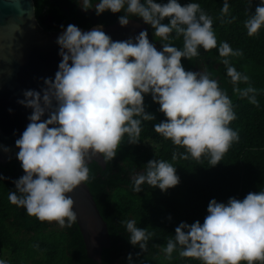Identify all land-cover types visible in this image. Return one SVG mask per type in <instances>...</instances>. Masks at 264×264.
Wrapping results in <instances>:
<instances>
[{"label":"clouds","instance_id":"clouds-1","mask_svg":"<svg viewBox=\"0 0 264 264\" xmlns=\"http://www.w3.org/2000/svg\"><path fill=\"white\" fill-rule=\"evenodd\" d=\"M83 11L93 9L99 16L105 11L121 13L120 26L132 17L140 18L154 30L162 45L157 49L142 29L135 36L113 40L97 25L82 30L77 25H61L56 38L61 57L53 77H43L37 89L23 90L18 103L30 108L29 123L15 146L23 175L9 190L10 203L23 207L29 216L40 221H55L70 227L76 221L71 193L89 179L86 162L99 155L107 163L117 154L125 135L127 142L137 143L142 121L155 120L145 111L144 96L151 95L165 120L154 130L170 139L183 152L178 158H207L209 166L222 161L239 133L230 127L236 112L228 94L208 72L185 70L181 58L191 60L217 47L213 18L195 0H76ZM253 0H248L249 9ZM229 2L223 0L221 23L227 17ZM167 18L168 22L163 23ZM248 36L264 27V0L243 22ZM20 31V26H15ZM182 37V47L168 43L172 35ZM233 91L259 106L257 89L248 84L249 76L237 70L229 57L243 55L227 41L218 47ZM244 82L246 87L240 88ZM11 111V110H10ZM43 118L42 117H45ZM7 151V148H5ZM176 166L164 159H150L144 170L132 176L131 189L140 192L142 185L166 191L179 183ZM203 223L180 222L174 236L161 251L165 259L195 258L201 264H264V189L248 192L243 199L229 197L227 202L211 199ZM133 247L143 252L152 233L138 226L134 219L122 221ZM137 256L140 253H136ZM127 264H137L128 253ZM0 264L8 261L0 258Z\"/></svg>","mask_w":264,"mask_h":264},{"label":"trees","instance_id":"trees-1","mask_svg":"<svg viewBox=\"0 0 264 264\" xmlns=\"http://www.w3.org/2000/svg\"><path fill=\"white\" fill-rule=\"evenodd\" d=\"M33 2L38 26L44 32L55 33L62 30L61 25L66 27L68 24H76L82 29L109 25L121 15L105 11L97 16L93 9L83 11L76 0ZM179 2L183 5L190 0ZM195 2L213 18L217 47L207 51L200 48L199 56L191 60L182 57L181 63L185 70H192L200 65L203 52L211 55L216 63V67L211 68V74L218 77L219 87L232 100L236 119L230 127L238 131L239 140L231 145L222 161L215 166H209L207 158L199 161L192 158L172 160L173 151L183 152L184 149L173 145L170 139H165L154 130L153 125L166 117L159 111V105L152 101L151 95H145V111L152 113L155 120L142 121L139 141L129 143L125 135L116 156L105 163L104 168L95 161L88 163L89 179L85 183L110 235V246L103 248L101 253L102 264H121L119 260H126L128 253L133 254L137 264H201L189 257H186L185 263H180L178 251L172 253V259L164 258L161 249L174 236L175 227L182 221L191 224L199 220L203 223L207 205L213 198L226 203L229 197L243 199L248 192L264 189V27L258 34L248 36L243 25L258 0H253L250 9L248 0H228L230 8L227 17H235L231 23H221L223 0ZM162 22L167 23L168 19ZM146 26L148 37L159 41L151 26ZM221 41H227L233 49L242 50L243 55L229 57V61L238 71L249 76L248 84L257 89L259 106L233 91L225 65L221 62L223 58L218 54ZM167 42L182 47L183 38L173 34ZM161 47L160 43L157 49ZM246 86L244 82L239 84L240 88ZM156 158L176 166L179 183L166 191L146 184L142 185L140 192L132 191L133 174L143 171L147 161ZM22 173L17 158L9 157L0 162V258L7 260L8 264H97L87 257L76 221L70 227L59 224L56 227L55 221H40L35 216H29L23 207L9 202V190H15L13 181ZM128 219H134L139 227H145L152 233L143 252L128 241L129 234L122 223ZM138 252L139 256L136 255Z\"/></svg>","mask_w":264,"mask_h":264},{"label":"water","instance_id":"water-1","mask_svg":"<svg viewBox=\"0 0 264 264\" xmlns=\"http://www.w3.org/2000/svg\"><path fill=\"white\" fill-rule=\"evenodd\" d=\"M16 25L20 26V31H15ZM94 26L79 28L87 31ZM142 29H147V26L141 19H130L129 24L123 27L118 20L103 25V30L113 40L135 36ZM61 31L44 32L38 26L33 0H0V162L9 157L16 158L19 149L15 140L29 123L28 116L32 110L17 102L23 98V90H39L42 78L53 77L57 70L61 57L56 38ZM92 161L105 167L99 155L86 160L87 163ZM67 195L74 201L76 224L87 257L102 264L101 253L103 248L110 246V235L88 186L81 183Z\"/></svg>","mask_w":264,"mask_h":264},{"label":"rangeland","instance_id":"rangeland-1","mask_svg":"<svg viewBox=\"0 0 264 264\" xmlns=\"http://www.w3.org/2000/svg\"><path fill=\"white\" fill-rule=\"evenodd\" d=\"M148 38H149L150 42L154 43L156 48L160 46V43H159L158 40H156L153 37H148ZM214 67H216V63H214L213 58L211 57V55H209L208 53L203 52V57L201 58L200 65L196 66L191 71H205L206 70L208 72L210 78L217 80L218 84L220 85L218 77L217 76H212V74H211V68H214ZM55 226L56 227L58 226L57 223H55ZM3 254L6 255L5 252ZM178 261L180 263H185L186 262V257H180L178 255ZM119 262L121 264H126V260L124 258H121L119 260Z\"/></svg>","mask_w":264,"mask_h":264}]
</instances>
